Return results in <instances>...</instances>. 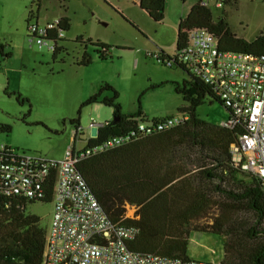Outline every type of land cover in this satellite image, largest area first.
<instances>
[{
  "label": "trees",
  "instance_id": "16d2710c",
  "mask_svg": "<svg viewBox=\"0 0 264 264\" xmlns=\"http://www.w3.org/2000/svg\"><path fill=\"white\" fill-rule=\"evenodd\" d=\"M137 1L139 9L153 22L163 21L165 0ZM231 1L235 0H222V6ZM40 2L32 0L31 5L38 11ZM68 28L69 19L61 17L59 29L67 32ZM194 29L214 35L221 51L264 56V34L252 41L236 37L224 18L213 19L210 8L201 1L191 5L186 16L179 20L176 50L185 43L186 33ZM58 43L53 58L62 50ZM78 43L99 48L98 59H106L107 45L82 38ZM0 54L9 57L3 54L1 43ZM169 60L163 52L156 57L162 66ZM91 61L83 52L75 65L86 67ZM186 74L188 80L171 83L174 93L185 103L177 111L179 116H186V120L148 135L141 134L136 127L139 121L145 120L140 106L134 114H121L117 92L111 86H101L82 102L78 114L82 107L92 104L112 109V120L97 128L95 137L87 139L86 147L112 137L132 133L133 136L121 147L80 161L76 169L108 219L137 230L134 239L127 243L129 250L191 261L187 256L189 233L200 231L224 238L223 258L218 264H264V190L257 180L245 178L231 162L230 146L237 143L241 130L207 123L197 116L196 110L205 97L222 103L211 87ZM163 85H151L148 89ZM104 91H111L112 95L103 97ZM70 123L77 132L79 118ZM10 130L9 126L0 124V133ZM75 141L76 134L71 153L75 150ZM53 182L54 173L50 175L42 199L0 197V264H42L46 231L39 226L36 216L25 213V206L38 201L49 203ZM126 207L134 208L133 217L125 216Z\"/></svg>",
  "mask_w": 264,
  "mask_h": 264
},
{
  "label": "rangeland",
  "instance_id": "374dc122",
  "mask_svg": "<svg viewBox=\"0 0 264 264\" xmlns=\"http://www.w3.org/2000/svg\"><path fill=\"white\" fill-rule=\"evenodd\" d=\"M32 0H0V124L10 127L0 133V146L19 154L62 162L72 146L74 127L70 120L79 118V150L83 141L96 135L97 128L112 120V109L92 104L78 109L82 102L107 84L117 92L121 114H134L140 106L145 120L154 117L179 116L177 109L185 105L173 91L172 82L188 80L177 67L162 66L155 56L160 52L175 54L179 20L191 5L205 0H165L164 19L153 22L139 9L137 0H40L37 11ZM213 19L223 17L230 31L238 38L252 41L264 33V0H235L215 8L207 5ZM30 11V13H29ZM70 18L65 40L58 43L55 58L51 52L29 44L26 19L42 26L47 16L54 21L61 15ZM29 14V17H28ZM8 23V24H7ZM24 30V31H23ZM23 31V33H22ZM79 38L109 47L107 57L98 59L96 48L79 44ZM83 52L91 57L86 67L75 65ZM164 83L149 90L151 85ZM104 91L103 97H110ZM207 123L220 125L228 112L217 101L205 97L196 110ZM82 139V140H80ZM53 202L26 204L25 213L39 219V226L48 231ZM134 208L126 207V217H133ZM202 221L201 223H203ZM224 238L220 235L190 231L187 256L205 264H218L223 258Z\"/></svg>",
  "mask_w": 264,
  "mask_h": 264
},
{
  "label": "built area",
  "instance_id": "2783aa9c",
  "mask_svg": "<svg viewBox=\"0 0 264 264\" xmlns=\"http://www.w3.org/2000/svg\"><path fill=\"white\" fill-rule=\"evenodd\" d=\"M201 2L222 8V0ZM59 25L61 18L42 26L28 22L27 42L53 54L58 41L65 37ZM165 64L186 71L212 88L228 112L227 121L220 126L241 130L237 143L230 146L233 167L245 178L257 180L264 190V56L221 51L214 35L194 29L186 33L185 43ZM185 120L186 116L142 120L136 127L148 135ZM75 134L78 141L76 131ZM132 136L133 133L112 137L90 147L85 146L87 140L80 139L84 145L69 151L62 162L26 156L0 146V197L42 199L54 173L53 212L42 264H205L129 250L127 243L134 239L137 230L112 223L76 169L80 161L121 147Z\"/></svg>",
  "mask_w": 264,
  "mask_h": 264
},
{
  "label": "crops",
  "instance_id": "0c3cea01",
  "mask_svg": "<svg viewBox=\"0 0 264 264\" xmlns=\"http://www.w3.org/2000/svg\"><path fill=\"white\" fill-rule=\"evenodd\" d=\"M62 2H63V9L65 8V6H64V4L65 3H67L68 2V0H62ZM137 4H138V2H137ZM65 14L62 16H60L59 18H61V17H67L68 19H69V28H68V31H69V29H70V18L66 15V12H64ZM26 21H27V19H26ZM43 21H45V22H47L48 21V17L47 16H44L43 17ZM44 22V23H45ZM37 24H38V22H36ZM8 24V23H7ZM24 31V30H23ZM23 31H22V33H23ZM63 40H65V37H64V39ZM182 71V70H181ZM154 118H163V117H154ZM153 119V118H152ZM79 130V129H78ZM78 130H77V138L78 137H80V134H79V132H78ZM74 134H75V129H74ZM72 142H73V139H72ZM75 143H76V141H75ZM70 151V150H69Z\"/></svg>",
  "mask_w": 264,
  "mask_h": 264
},
{
  "label": "water",
  "instance_id": "95a60500",
  "mask_svg": "<svg viewBox=\"0 0 264 264\" xmlns=\"http://www.w3.org/2000/svg\"><path fill=\"white\" fill-rule=\"evenodd\" d=\"M101 126V125H100Z\"/></svg>",
  "mask_w": 264,
  "mask_h": 264
}]
</instances>
